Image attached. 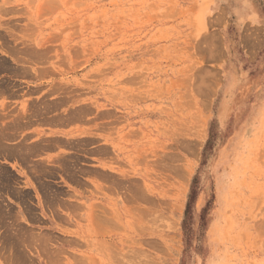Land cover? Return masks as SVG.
<instances>
[{"label": "rangeland", "instance_id": "374dc122", "mask_svg": "<svg viewBox=\"0 0 264 264\" xmlns=\"http://www.w3.org/2000/svg\"><path fill=\"white\" fill-rule=\"evenodd\" d=\"M0 264H264V0H0Z\"/></svg>", "mask_w": 264, "mask_h": 264}, {"label": "bare ground", "instance_id": "6f19581e", "mask_svg": "<svg viewBox=\"0 0 264 264\" xmlns=\"http://www.w3.org/2000/svg\"><path fill=\"white\" fill-rule=\"evenodd\" d=\"M27 150H28V149H27ZM17 152H18V151H17ZM35 152H36V151H35ZM35 152H33V153H35ZM33 153H32V154H33ZM32 157H33V156H32ZM46 193H47V192H46ZM51 201H52V200H51ZM146 254H147V252H146Z\"/></svg>", "mask_w": 264, "mask_h": 264}]
</instances>
